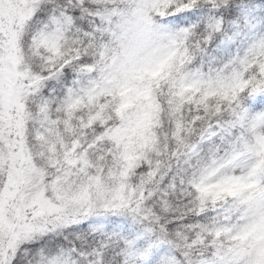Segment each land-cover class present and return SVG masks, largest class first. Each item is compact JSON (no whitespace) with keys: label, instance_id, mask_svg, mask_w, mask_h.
Listing matches in <instances>:
<instances>
[{"label":"snow or ice","instance_id":"obj_1","mask_svg":"<svg viewBox=\"0 0 264 264\" xmlns=\"http://www.w3.org/2000/svg\"><path fill=\"white\" fill-rule=\"evenodd\" d=\"M0 264H264V0H0Z\"/></svg>","mask_w":264,"mask_h":264}]
</instances>
